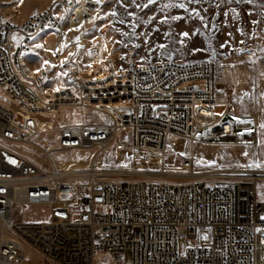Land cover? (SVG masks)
<instances>
[{
  "label": "built area",
  "instance_id": "obj_1",
  "mask_svg": "<svg viewBox=\"0 0 264 264\" xmlns=\"http://www.w3.org/2000/svg\"><path fill=\"white\" fill-rule=\"evenodd\" d=\"M102 5L53 0L18 24L0 11V264H31L30 254L41 258L35 264H264V200L258 199L264 162L201 172L189 155L171 177L134 179L114 177L116 168L97 161L122 129L130 130L135 155L165 153L173 137L193 146L199 131L214 127L229 134L227 110L214 111V61L118 71L110 60L106 76L91 80L79 53L68 48L56 64L65 88L46 94L50 72L26 75L33 39L56 33L64 40L68 28L90 20ZM115 105L117 112L107 109ZM64 107L109 114L111 122L44 121ZM41 123L50 126L41 129ZM48 132L51 140L40 138ZM77 153L90 154L86 165ZM61 159L77 165L62 167ZM26 206L49 207L48 221L24 222ZM202 229L211 233L202 238ZM184 240L196 244L181 251ZM104 255L110 261H99Z\"/></svg>",
  "mask_w": 264,
  "mask_h": 264
},
{
  "label": "rangeland",
  "instance_id": "obj_2",
  "mask_svg": "<svg viewBox=\"0 0 264 264\" xmlns=\"http://www.w3.org/2000/svg\"><path fill=\"white\" fill-rule=\"evenodd\" d=\"M53 0H0V11L8 19L30 16L47 9ZM183 5V7H181ZM187 34V35H185ZM41 36L30 43L25 73L36 77L50 72L46 94L66 87L59 67L44 57ZM66 46L79 40L78 62L88 79L107 74L112 60L118 71L164 61H214L217 67V113L227 110L232 124L229 134L221 127L211 128L194 143L197 170L216 167L249 166L264 162V0H103V5L88 21L66 31ZM87 43V44H86ZM66 53V52H65ZM89 55V56H88ZM90 58L94 61L90 62ZM54 126L70 123L108 124L111 115L88 108L64 107L53 118L44 119ZM231 122V123H230ZM50 125L41 123L40 128ZM42 139L51 140V133ZM188 140L171 138L162 165L157 160H140L131 151V132L120 130L106 152L97 155L98 163L113 168L136 166L142 171L181 170L183 156L190 155ZM146 152L140 153V158ZM86 165L89 153H77ZM204 159L209 166L202 164ZM161 165V167H160ZM135 179V177H134ZM141 179V178H138ZM81 192V189H76ZM264 200V186L258 189ZM49 207L26 206L20 210L28 223H44ZM211 233L202 229L200 236ZM184 240L180 250L194 247ZM31 264L41 258L30 254ZM99 261H110L104 255Z\"/></svg>",
  "mask_w": 264,
  "mask_h": 264
},
{
  "label": "bare ground",
  "instance_id": "obj_3",
  "mask_svg": "<svg viewBox=\"0 0 264 264\" xmlns=\"http://www.w3.org/2000/svg\"><path fill=\"white\" fill-rule=\"evenodd\" d=\"M79 25L80 24L78 23L73 28H76ZM41 40H42L44 48H45V51L43 53L44 57L48 58L51 62H53L55 64H57L58 61L59 62L64 61V56L62 58L61 57L59 58L58 57V52L63 53L66 49L70 48L69 50L71 52L79 53V50L81 48H83L84 46H86L84 44V42L76 40V41L71 42V44H70L71 47H67L66 46V42L67 41L65 39L64 40L59 39V36L56 33L45 34L43 39H41ZM85 49L87 51H89V50L94 49V47L86 46ZM64 54H66V53H64ZM92 61H94V58H90V62H92ZM82 73L84 74V70L82 71ZM105 76H106V74L102 75L100 77H97V78H90V79L91 80H101ZM119 108H121V106L115 105V106H109L107 109L110 112H114L115 113V112L118 111ZM226 115H227V112H226ZM226 115H225V117H226ZM49 126L50 125H47L46 127H42L41 129H47ZM207 130H209V129H207ZM207 130L199 131L197 133V135H196L197 142H198L199 138L202 136V134L205 133V131H207ZM174 138H177V137H174ZM168 146H169V141H168L167 147ZM139 155H140L139 153L136 154V157L134 158V162L136 164L140 160H157L162 165L163 160L166 157L165 153H162V152H159V151H148V152H146L144 154L143 158H140ZM190 156L196 158V153H195V150H194L193 146L190 149ZM202 160H203L202 164L205 167L209 166V164L204 159H202ZM104 164H106V163H104ZM76 165H77L76 160H73V159H68V160L61 159V166L62 167H72V166H76ZM161 165H160V167H161ZM171 174H172V172L164 171L162 168H160L158 171L150 172V171L138 170V168H136V166H132V167H129V168L118 167V168H116V170L110 172V175H112L114 177L121 176V175H127V176H130V177H138V178H162V179H166L168 177H171L172 176ZM181 174H182L181 176L184 177L185 173H181Z\"/></svg>",
  "mask_w": 264,
  "mask_h": 264
},
{
  "label": "crops",
  "instance_id": "obj_4",
  "mask_svg": "<svg viewBox=\"0 0 264 264\" xmlns=\"http://www.w3.org/2000/svg\"><path fill=\"white\" fill-rule=\"evenodd\" d=\"M29 16H23L22 18L21 17H17L16 19H13V23H16V24H18V23H22L23 21H25L27 18H28Z\"/></svg>",
  "mask_w": 264,
  "mask_h": 264
},
{
  "label": "snow or ice",
  "instance_id": "obj_5",
  "mask_svg": "<svg viewBox=\"0 0 264 264\" xmlns=\"http://www.w3.org/2000/svg\"><path fill=\"white\" fill-rule=\"evenodd\" d=\"M181 7H183V5H181ZM185 35H187V34H185ZM261 127L264 128V124H261Z\"/></svg>",
  "mask_w": 264,
  "mask_h": 264
}]
</instances>
